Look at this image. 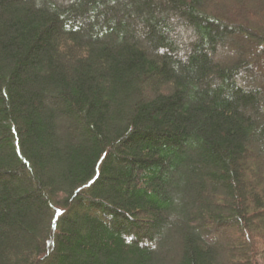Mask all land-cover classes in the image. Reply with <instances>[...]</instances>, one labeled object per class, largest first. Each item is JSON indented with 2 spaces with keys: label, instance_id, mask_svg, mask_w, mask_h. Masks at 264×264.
Listing matches in <instances>:
<instances>
[{
  "label": "trees",
  "instance_id": "16d2710c",
  "mask_svg": "<svg viewBox=\"0 0 264 264\" xmlns=\"http://www.w3.org/2000/svg\"><path fill=\"white\" fill-rule=\"evenodd\" d=\"M261 89L264 0H0V264H264Z\"/></svg>",
  "mask_w": 264,
  "mask_h": 264
},
{
  "label": "rangeland",
  "instance_id": "374dc122",
  "mask_svg": "<svg viewBox=\"0 0 264 264\" xmlns=\"http://www.w3.org/2000/svg\"><path fill=\"white\" fill-rule=\"evenodd\" d=\"M229 48H230V47H229ZM261 91H262V97H263V100H264V90L261 89ZM229 235H231V234H230V231H229Z\"/></svg>",
  "mask_w": 264,
  "mask_h": 264
}]
</instances>
